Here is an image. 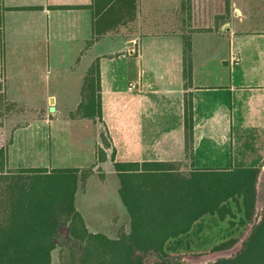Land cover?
Masks as SVG:
<instances>
[{
    "label": "crops",
    "instance_id": "1",
    "mask_svg": "<svg viewBox=\"0 0 264 264\" xmlns=\"http://www.w3.org/2000/svg\"><path fill=\"white\" fill-rule=\"evenodd\" d=\"M240 1L0 0V94L25 113L39 112L51 98L58 103L62 92L79 97L65 115L91 130L87 165L72 166L88 167L97 162L100 123L68 114L98 61L102 124L116 161L259 166L258 208L264 201V28L244 24ZM186 39L190 79L184 75ZM186 100L193 110L189 149ZM14 145L15 134L10 167ZM98 165L116 173L109 153Z\"/></svg>",
    "mask_w": 264,
    "mask_h": 264
},
{
    "label": "trees",
    "instance_id": "2",
    "mask_svg": "<svg viewBox=\"0 0 264 264\" xmlns=\"http://www.w3.org/2000/svg\"><path fill=\"white\" fill-rule=\"evenodd\" d=\"M184 62L185 78L190 79L188 39L184 43ZM5 100L1 93L0 102ZM68 116L103 123L98 61L90 66L81 100ZM185 127L189 149L193 110L187 100ZM104 130L106 135L100 133L97 145V162L88 167L12 168L8 162L12 140L7 147L0 146V264H52L63 218L68 221L71 237L82 246L81 254L76 257L71 253L66 264H149L146 258L151 253L161 258L169 256V250L180 244L204 215H218L220 219L233 215L232 202L242 204L243 223L254 220L259 166L195 168L190 163V176H184L175 170L178 162H120L116 161V149L105 126ZM108 149L119 179L118 193L130 217V230L116 237L90 230L76 206L78 189L101 169L98 164L108 159ZM99 173L104 180L105 173ZM234 242H224L215 249H225ZM156 264L172 263L163 259ZM209 264H264V213L235 255Z\"/></svg>",
    "mask_w": 264,
    "mask_h": 264
},
{
    "label": "rangeland",
    "instance_id": "3",
    "mask_svg": "<svg viewBox=\"0 0 264 264\" xmlns=\"http://www.w3.org/2000/svg\"><path fill=\"white\" fill-rule=\"evenodd\" d=\"M239 6L245 12V25L254 29L264 28V0H241ZM78 99L79 97L62 92L58 95V103L50 99L46 106L36 108L40 109L39 112L31 113H25L24 108L22 111L21 106L11 101L0 102V146L7 147L11 140L13 142L15 134L11 167L18 165L55 168L88 163L89 160L85 156L92 148L91 130L65 115L67 109H74ZM52 115L51 122L44 119L33 121ZM30 121L33 123L29 127L18 130ZM99 129L100 133L106 135L102 124ZM110 151L108 149V153ZM100 168L95 172L98 177L92 176L86 185L80 187L76 202L82 213H86L85 219L90 230L103 231L111 237H116L121 231L130 230V217L119 196V179L114 169L106 166L105 172L102 167ZM191 169L189 160L175 164L176 172L184 176H190ZM99 171L105 173V182L100 181ZM261 186L264 187V181H261ZM232 210L233 215H228L224 219H220L218 215H204L195 223L192 230L181 238L180 244L169 250V256L161 258L151 253L146 262L156 264L165 259L172 264H209L218 258L235 255L242 248L253 224L258 222L264 213V201L256 208L252 222L243 223L242 204L232 202ZM230 240H235L230 247L215 249L216 246ZM56 244L52 252V264H66L71 253L77 257L82 252L81 244L70 235L66 218L62 219Z\"/></svg>",
    "mask_w": 264,
    "mask_h": 264
},
{
    "label": "water",
    "instance_id": "4",
    "mask_svg": "<svg viewBox=\"0 0 264 264\" xmlns=\"http://www.w3.org/2000/svg\"><path fill=\"white\" fill-rule=\"evenodd\" d=\"M51 100H53V98H51Z\"/></svg>",
    "mask_w": 264,
    "mask_h": 264
}]
</instances>
